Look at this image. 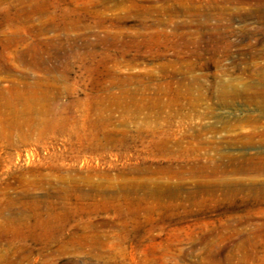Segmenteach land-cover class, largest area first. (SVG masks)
Segmentation results:
<instances>
[{"label":"rangeland","instance_id":"rangeland-1","mask_svg":"<svg viewBox=\"0 0 264 264\" xmlns=\"http://www.w3.org/2000/svg\"><path fill=\"white\" fill-rule=\"evenodd\" d=\"M120 1L104 12L101 0H0V93L12 100L14 82L26 76L45 82L64 70L79 75L76 55L107 50L98 39L153 35L163 44L165 35L177 33L175 24L144 29L133 18L116 24L90 18L132 16L153 1L172 5ZM248 1L239 8L197 0L203 17L181 19L191 23L178 32L186 41L179 51L184 61L152 44L141 47L140 63L109 64L116 79L152 76L154 82L149 92L145 83L130 82L127 89L138 92L119 101L128 110L115 108L108 129L118 141L108 150L84 156L74 149L78 128L89 126L82 118L87 107L77 99L95 95L94 85L67 86L66 98L45 114L46 120L65 118V125L42 136L12 129L0 102V264H264V200L251 192L264 190V175L221 167L232 157L264 152V106L257 103L264 100V0ZM62 13L92 29L47 32ZM208 14L212 20L205 23ZM175 69L182 74L175 76ZM166 75L197 79L198 106L137 110L155 102ZM223 87L243 97L224 107ZM253 131L256 144L245 146ZM210 159L225 173L210 176L212 169L203 168ZM180 172L185 176H174ZM89 176L102 183L101 192L81 183Z\"/></svg>","mask_w":264,"mask_h":264},{"label":"bare ground","instance_id":"bare-ground-1","mask_svg":"<svg viewBox=\"0 0 264 264\" xmlns=\"http://www.w3.org/2000/svg\"><path fill=\"white\" fill-rule=\"evenodd\" d=\"M214 1L218 2L219 0ZM223 1L229 6H237L239 8L249 3L248 0ZM118 2L122 3L120 0H101L100 4L104 9V12H111L113 9L109 6L112 3ZM170 3H172V5L169 7L161 6L160 1H153L147 6L140 5L138 6L139 10H135L132 16L128 15L111 19L107 15L105 16L100 14L90 17L96 21L101 20L103 24H116L118 22L126 23L128 20L133 18L135 23L144 29H149L152 26L168 27L175 24L177 33L169 36L163 35L166 38L163 44L161 43L162 41L154 42L155 39L153 35L140 36V38L133 37L131 39L122 36L98 39L96 45L103 46L107 50L105 52H98L97 50L86 51L82 55H76L80 65L82 64V67L79 68V75L72 77V71L69 72L64 70L59 73L60 75H50L45 82L39 79L32 80L27 76L16 80L14 82V86L17 88L18 92L12 100L6 97L3 92L0 93V102H3L6 111L9 112L8 118L10 119V123H12L11 128L14 130L29 128L30 135L37 134L42 136L41 134L44 132H52L60 127V125L64 126L65 118L63 121H61V116H58L57 119L53 118L51 120H46L45 114L52 115L51 107L54 106V102H59L66 98L65 92L67 86L90 88L94 85L97 89V93L95 95H85L83 100L80 98L77 99V105H79V107H87L86 110L82 111V118L88 122L89 126L84 127L83 125V129L81 127L80 129L78 128V139L74 149L80 155L83 153L84 156L88 153L108 150L110 148L109 145L118 141L117 137L110 134L108 129L114 124L115 108L128 110L130 106H123L119 104V101L122 97L126 98L129 96L134 100L136 97L134 98L133 96L136 92H138L137 89L134 90L135 92H131L127 89L130 82H132V80H138L143 84L145 83L144 86H147L145 88L146 92L153 91L149 86L152 82H154L152 76H146L144 78L133 76L132 78L127 79H116L118 74H116L114 68H111L109 64H115L118 66L122 62L127 65L140 63L142 62L141 58L143 57V49H141V47L145 50H151L152 44L155 47H161L163 45V48L161 47V49L164 51L171 49L176 51V58L179 61H184V57L179 53V51L184 45H186V41L178 34V32L188 28L190 25L189 23L191 22L181 19H193L194 22H197L201 17H203L201 16L202 13H200L198 8L197 0H170ZM158 17H160V19H158ZM205 17V23H210L212 15L208 14ZM61 19L62 20H60V22L52 25L47 32L68 33L69 31H77L82 27H85L86 31L92 29L91 25H84L79 17H76V20H74L69 16V14L62 13ZM141 38L143 41L140 40ZM51 45L52 42L50 46ZM87 45L95 46V44L88 42L85 44V47H87ZM111 49H114V52L109 51ZM98 58L100 61L96 62ZM187 70L189 73L192 71L189 67ZM182 72V69H175L174 75L178 76L179 74H182ZM196 81L197 79H177L174 76L166 75L157 86L158 93L153 96V99L155 98V102L146 106L139 105L137 106V110L158 109L161 111L165 108H177L179 111H182L185 110L186 107L194 110L201 101L200 98L197 99V96L194 95V91L196 90L195 86L197 84ZM88 82H91L92 85H89ZM114 89L120 90L119 95L111 93ZM199 89L200 91L202 90V88ZM223 91L225 92L221 93L219 97L220 103L224 107L233 105L239 97H243L235 90L230 92V90L224 88ZM248 101L250 103H254V99L251 97L248 98ZM257 103H259L260 108L264 106V100ZM0 105H2V103H0ZM101 123H103L104 126L100 125ZM102 127H104V129H102ZM99 128L102 130H99ZM17 132L19 133V131ZM65 135L70 138L74 137L68 129L65 130ZM200 136L203 137V134ZM258 136L259 133L253 131V133H251V137L244 140V145L254 146L256 144L255 138ZM202 143L205 144L206 142ZM214 152L216 154L215 149ZM217 152H219V150H217ZM220 154L221 152H219V156ZM220 159L223 160L222 157ZM241 160L242 162L239 164L238 162ZM212 164L213 161L210 159L203 167L208 170L212 169L209 171L210 173L207 172L209 175L211 174L210 176H217L221 172L225 173V170L220 171L221 167H224L225 169L232 167L231 169L242 174L264 175V152L252 155L248 159L242 158V156L240 158L232 157L230 158V161H228V164L231 166L227 163L225 165L223 162L221 163V167H212ZM199 173L203 174L202 172ZM174 176L183 177L185 175L183 172H180L176 173ZM105 181L109 185H117V183L111 179H106ZM72 183H74V180H71L70 184ZM81 183L90 187V189L94 192L102 191V183H95L92 176L84 178ZM120 189L123 190L122 187ZM252 189L253 188L250 190ZM118 190L119 189H117V191ZM124 190L130 192L128 189ZM251 192L254 194L252 197L254 200H264V190H258L257 192L252 190ZM98 261L106 263V260L102 257H99Z\"/></svg>","mask_w":264,"mask_h":264}]
</instances>
